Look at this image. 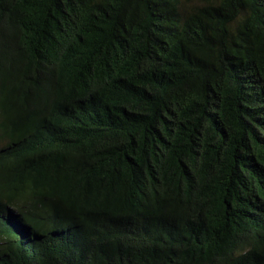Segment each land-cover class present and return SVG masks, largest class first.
Returning a JSON list of instances; mask_svg holds the SVG:
<instances>
[{"label":"trees","instance_id":"trees-1","mask_svg":"<svg viewBox=\"0 0 264 264\" xmlns=\"http://www.w3.org/2000/svg\"><path fill=\"white\" fill-rule=\"evenodd\" d=\"M0 264H264V0H0Z\"/></svg>","mask_w":264,"mask_h":264}]
</instances>
